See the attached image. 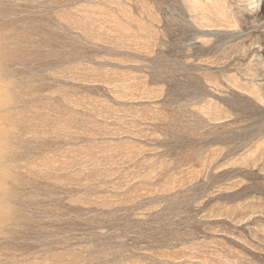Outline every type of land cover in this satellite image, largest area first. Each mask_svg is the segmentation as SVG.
<instances>
[{
	"label": "rangeland",
	"instance_id": "1",
	"mask_svg": "<svg viewBox=\"0 0 264 264\" xmlns=\"http://www.w3.org/2000/svg\"><path fill=\"white\" fill-rule=\"evenodd\" d=\"M251 2L0 0V264H264Z\"/></svg>",
	"mask_w": 264,
	"mask_h": 264
},
{
	"label": "bare ground",
	"instance_id": "2",
	"mask_svg": "<svg viewBox=\"0 0 264 264\" xmlns=\"http://www.w3.org/2000/svg\"><path fill=\"white\" fill-rule=\"evenodd\" d=\"M238 1V0H237ZM252 2L250 4H255L256 9L260 8V13L264 11V0H251ZM219 10V9H218ZM260 13H255V14H260ZM257 16V15H256ZM255 19V18H252ZM263 19V18H262ZM251 20V19H250ZM245 21V20H244ZM248 21V20H246ZM235 23L237 21H234ZM251 22V21H250ZM222 24V23H220ZM236 25V24H235ZM231 33V32H230ZM251 36L247 41H242V53L244 58L246 57L245 60L249 59L248 65L250 66H260V69H256L255 71L253 70V74L250 73L251 75L254 76H261L264 77V36H257L255 34H250ZM246 36V35H245ZM229 37V36H228ZM244 37V36H243ZM226 49V48H225ZM240 53V52H239ZM241 54V53H240ZM233 55V54H232ZM231 55V56H232ZM249 70V69H248ZM250 72V71H249ZM263 82L259 86L256 87V89H264V79H262ZM255 90V88H253ZM263 91V90H262ZM254 92V91H253ZM264 92V91H263ZM256 93V91H255ZM258 95V94H257ZM259 96V95H258ZM263 96V95H262ZM261 97V96H259ZM262 98V97H261ZM262 100V99H261ZM263 103V102H262ZM264 105V104H263ZM261 157V156H260Z\"/></svg>",
	"mask_w": 264,
	"mask_h": 264
}]
</instances>
